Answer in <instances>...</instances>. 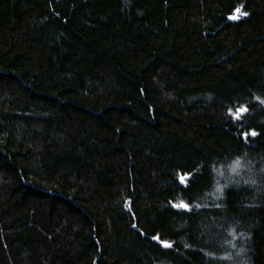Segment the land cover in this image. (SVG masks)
Segmentation results:
<instances>
[{
  "label": "trees",
  "instance_id": "16d2710c",
  "mask_svg": "<svg viewBox=\"0 0 264 264\" xmlns=\"http://www.w3.org/2000/svg\"><path fill=\"white\" fill-rule=\"evenodd\" d=\"M0 264H264V0H0Z\"/></svg>",
  "mask_w": 264,
  "mask_h": 264
},
{
  "label": "rangeland",
  "instance_id": "374dc122",
  "mask_svg": "<svg viewBox=\"0 0 264 264\" xmlns=\"http://www.w3.org/2000/svg\"><path fill=\"white\" fill-rule=\"evenodd\" d=\"M243 13L241 12V10H238L237 12H236V15H235V17H237V18H241V17H243Z\"/></svg>",
  "mask_w": 264,
  "mask_h": 264
},
{
  "label": "snow or ice",
  "instance_id": "6c2138e0",
  "mask_svg": "<svg viewBox=\"0 0 264 264\" xmlns=\"http://www.w3.org/2000/svg\"><path fill=\"white\" fill-rule=\"evenodd\" d=\"M234 18H237V17H234ZM166 246H168V245H166Z\"/></svg>",
  "mask_w": 264,
  "mask_h": 264
}]
</instances>
